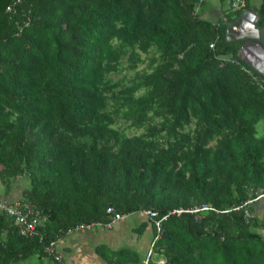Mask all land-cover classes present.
<instances>
[{
  "label": "trees",
  "instance_id": "16d2710c",
  "mask_svg": "<svg viewBox=\"0 0 264 264\" xmlns=\"http://www.w3.org/2000/svg\"><path fill=\"white\" fill-rule=\"evenodd\" d=\"M202 2L0 0V199L39 212L27 235L0 209V264L108 207L165 215L162 264H264V210L244 204L264 192V77L224 39L243 10ZM249 7L263 27L264 0Z\"/></svg>",
  "mask_w": 264,
  "mask_h": 264
},
{
  "label": "crops",
  "instance_id": "0c3cea01",
  "mask_svg": "<svg viewBox=\"0 0 264 264\" xmlns=\"http://www.w3.org/2000/svg\"><path fill=\"white\" fill-rule=\"evenodd\" d=\"M15 196L17 193L8 198ZM263 210L264 198H259L253 205V213L261 217ZM152 224L151 219L143 214L142 210L124 214L109 227L92 225L83 230L65 233L52 242L51 253L47 251L42 254L34 253L12 264H59L53 256H58L63 264H114L112 260L117 261L118 258H115L112 252L121 248L130 253L122 252L119 261L123 264H141L153 239ZM257 231L264 236V228ZM150 258L162 260L153 252V246Z\"/></svg>",
  "mask_w": 264,
  "mask_h": 264
},
{
  "label": "built area",
  "instance_id": "2783aa9c",
  "mask_svg": "<svg viewBox=\"0 0 264 264\" xmlns=\"http://www.w3.org/2000/svg\"><path fill=\"white\" fill-rule=\"evenodd\" d=\"M227 5L231 11H237V10H245V0H227ZM209 46H212L211 44ZM254 78V77H253ZM257 80V78H254ZM261 86V85H260ZM262 90H264V86H261ZM264 198V192L258 191L256 195L252 199H248L245 201L244 204L250 203L254 200H257L259 198ZM24 209L22 212L19 207ZM210 208L209 206L202 205L200 207H195L192 209H189L188 211L191 212H196L198 210H203V209H208ZM237 208V207H236ZM0 209L7 211L8 213L14 215V223L17 226V230L20 234H27V235H36V224L38 223L39 220V212L38 210H32L31 207H29L27 204H25L23 201L21 202H9V201H4L3 199H0ZM113 210L111 207L106 208V212L111 214L109 221L107 222H90L88 224L86 223H79L76 224L75 226L67 228L65 233H69L73 230H83L86 228L91 227L92 225H104L106 227H109L110 224L113 221H116L120 217H122L124 214H119V213H113ZM175 211H180V210H175ZM143 214H145L149 219H151L153 226L155 228V235L153 236V239L150 243V247L147 250L145 258L142 260L141 264H162V260H152L150 258L151 252H152V244L154 240L158 237L159 231H160V221L165 218V215H162L160 218H156V212L151 211L148 209L142 210ZM250 216V213L247 210H244V217L248 218ZM41 238V237H40ZM52 242H50L47 246L44 247V251H47L51 253L52 251ZM54 260L59 263L63 264L62 261L59 259L58 256H53Z\"/></svg>",
  "mask_w": 264,
  "mask_h": 264
},
{
  "label": "water",
  "instance_id": "95a60500",
  "mask_svg": "<svg viewBox=\"0 0 264 264\" xmlns=\"http://www.w3.org/2000/svg\"><path fill=\"white\" fill-rule=\"evenodd\" d=\"M257 18L258 13L253 7L241 11L226 25L224 39H245L238 50L239 56L264 77V26H255Z\"/></svg>",
  "mask_w": 264,
  "mask_h": 264
},
{
  "label": "rangeland",
  "instance_id": "374dc122",
  "mask_svg": "<svg viewBox=\"0 0 264 264\" xmlns=\"http://www.w3.org/2000/svg\"><path fill=\"white\" fill-rule=\"evenodd\" d=\"M250 2L253 5H257L258 0H250ZM226 7L227 6V1L224 0L222 3H219V0H203V2L201 3V5H199L197 7V11L199 13L200 16L205 17V18H210V19H214L216 14H219L220 9L219 7ZM140 56L142 57L143 54L140 53ZM145 64L141 63L138 65V69L142 68ZM123 75H129V73L127 72L126 69H122L120 70L118 73L113 74V79L116 78H120ZM256 127L258 132L262 130L263 127V122L260 120L256 123ZM138 132H140V130H134V129H129L127 131V134H137ZM21 181L23 182V184H20V186H17V188L14 189V191L18 194V189L19 187H28V181L26 178H20ZM15 184V183H14ZM15 185H19V184H15ZM14 192V193H15ZM2 197V195L0 194V198ZM133 215H129V217H132ZM153 255V254H152ZM156 257V256H153Z\"/></svg>",
  "mask_w": 264,
  "mask_h": 264
},
{
  "label": "flooded vegetation",
  "instance_id": "af4514ba",
  "mask_svg": "<svg viewBox=\"0 0 264 264\" xmlns=\"http://www.w3.org/2000/svg\"><path fill=\"white\" fill-rule=\"evenodd\" d=\"M244 40H245V39H243V42H244ZM243 42H242V43H243Z\"/></svg>",
  "mask_w": 264,
  "mask_h": 264
}]
</instances>
